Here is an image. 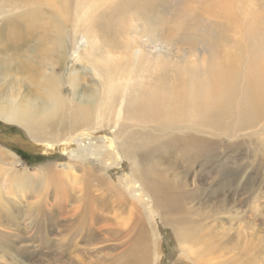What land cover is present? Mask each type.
<instances>
[{
    "label": "bare ground",
    "instance_id": "6f19581e",
    "mask_svg": "<svg viewBox=\"0 0 264 264\" xmlns=\"http://www.w3.org/2000/svg\"><path fill=\"white\" fill-rule=\"evenodd\" d=\"M157 1L0 0V71L14 79L22 91L18 107L0 112V119L18 124L33 138L38 129L57 122L70 104V115L77 118V125L96 130L90 132L81 126L73 135L55 142L29 140L31 146L51 156L58 154L97 166L111 182L110 192L118 204L126 206L130 199L144 210L158 247L164 227H169L174 230L182 258L193 264H222L217 260L225 256L221 252L226 246L224 240L216 242L213 234L219 220L210 217L205 226L198 222L192 228L184 227L188 219L179 214L188 193H176L160 169L161 163L154 159L158 155V161L163 160L169 152H174L173 156L202 152L209 148L214 132L232 136L264 122V21L259 18L261 24L258 21L256 25L254 18L247 22L243 16L244 22L238 21L231 0H191L192 32L177 40L183 23L177 31L173 28L176 33L168 31V36L160 26L149 32L151 28L141 25ZM237 7L240 9V4ZM212 25L234 31L235 38L244 36L248 46L237 48L238 52L226 49L229 54L212 59L217 65L210 68L212 43L217 40ZM81 41L84 48L80 52ZM200 47L205 48L203 56L209 53L208 60L200 58ZM73 62L99 78L96 88L77 103L60 92L64 85L71 89L79 83L81 76L69 68ZM67 68L71 73L65 78ZM262 126L264 132V123ZM67 180L63 175L57 181L55 204L45 200L43 205L62 217L58 219L65 224L64 232L73 230V243L78 244L80 237L87 244L95 243L102 231L122 238L133 235L126 229L115 233L99 222L93 211L96 197L90 195L95 189L71 187V180ZM23 181L30 184L32 179L26 176ZM41 188L34 192L40 194ZM74 192L78 206L69 210L67 203ZM179 227L184 231H178ZM139 232V236H146L143 228L139 227ZM235 251H240L241 258L246 255L240 246ZM154 258L157 264L162 260L158 253ZM121 264H149L148 254ZM246 264L256 261L247 260Z\"/></svg>",
    "mask_w": 264,
    "mask_h": 264
},
{
    "label": "rangeland",
    "instance_id": "374dc122",
    "mask_svg": "<svg viewBox=\"0 0 264 264\" xmlns=\"http://www.w3.org/2000/svg\"><path fill=\"white\" fill-rule=\"evenodd\" d=\"M190 2L191 0H158L151 7L153 12L151 10L148 15H145L141 25L146 24L147 30L151 28L149 32L160 26L165 30V34L173 28L177 31L183 25L178 34L180 37L176 35L177 40L183 39L184 35L191 33L193 29L190 19V10L193 7ZM230 2V6L235 8L234 16L238 18V21L244 22L243 17H247V22H253V18L255 23H259L260 19L261 22L264 21V0H231ZM239 4L240 9L237 7ZM257 10L259 13L262 12L259 14H262L261 16L257 14ZM241 11H244V14ZM179 24L182 25L179 27ZM173 25L177 26V29ZM212 28L213 37L217 40L212 43L214 51L209 56L210 68L215 66L216 63L213 61L220 55L229 54L227 53L229 50L226 51V49L234 48V52H238L247 48L244 36L243 38L238 36L235 40L234 31L214 25ZM225 34L227 38L224 37ZM146 40L147 38L143 39V41ZM79 44L81 52L84 42L81 41ZM204 50L205 48L199 50L200 56L205 52ZM208 55L209 53L200 58L208 60ZM4 59L6 57L2 60ZM194 59L197 60L196 57ZM69 68L76 71L81 78L79 83H76V87L67 89L68 87L64 85L60 92L69 101L77 103L84 94L96 88L99 78L78 62H73ZM69 68L64 71L65 78L71 73ZM13 82L14 79L6 77L0 71V112L19 105V96L22 91ZM69 108H71L70 104L63 114L59 115L57 122L38 129L33 138L18 124L0 119V264H121V261L125 263L134 261L137 256L145 258L147 254L149 264H157L154 260L156 253L162 257L158 264H193L186 258H182L181 251L177 250L176 237L172 228L164 227L163 238L158 247L153 228L149 225L144 210L138 204H132L130 199L126 202V206L118 204L114 193L110 192L111 182L103 177L102 170L97 166L73 162L68 157H61L58 154L51 156L31 146L30 141L48 139L55 142L73 135L82 125H77V118L70 115ZM262 124L242 129L232 136H223L214 132L210 135L209 148L202 152H193V154L185 152L184 155L178 156H173L175 153L169 152L165 155L166 157L164 156L165 159L162 158L163 160L158 161V155L154 159L158 164L161 163L160 169L175 186L176 193L189 194V198L187 194L185 199H182L184 211L179 214L188 219L184 227L192 228L198 222L205 226L210 223V217L219 220L213 234L216 242L224 240L223 245L227 249L221 252L225 256L217 260L222 264H246L247 260L251 259L255 260L256 264H264V132ZM83 129L90 132L96 130L90 127H83ZM16 138L22 140H16ZM2 152L9 155L6 157L1 154ZM13 166L16 168L13 169ZM63 175L67 176V181L71 180V187L88 186L90 189H95L90 195L93 194V198L96 197L93 201V211L99 222H103L115 233H118L120 229L123 231L126 229L133 235L122 238V236H111L102 231L100 236L97 235L95 243L87 244L82 241V237L78 239V244L73 243L71 241L74 240L73 230L64 232L65 224L60 221L62 217L56 210L48 212L45 207L47 200L51 203L50 205L55 204L56 184ZM26 176L32 179L30 184L23 181ZM37 183L40 186H37ZM100 186H103V189ZM37 187H42L39 190L41 195L34 192ZM72 196L67 203L69 210L78 206L75 199L77 197H74L75 192ZM86 204L90 206L89 198L86 199ZM138 222H141L140 226ZM139 227L143 228L146 236H139ZM183 228L179 227L178 231H184ZM55 229L57 231H54ZM134 245H136L135 249L132 247ZM236 246L245 250L246 255L243 258L239 255L240 251H235ZM231 249L233 252H230ZM97 250L102 251L99 253ZM236 255H239V259ZM235 258L237 261L231 263L230 260Z\"/></svg>",
    "mask_w": 264,
    "mask_h": 264
}]
</instances>
